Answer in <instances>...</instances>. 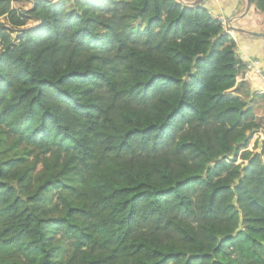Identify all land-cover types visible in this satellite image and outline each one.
Wrapping results in <instances>:
<instances>
[{
  "label": "trees",
  "instance_id": "trees-1",
  "mask_svg": "<svg viewBox=\"0 0 264 264\" xmlns=\"http://www.w3.org/2000/svg\"><path fill=\"white\" fill-rule=\"evenodd\" d=\"M218 18L0 0V264H264L263 124Z\"/></svg>",
  "mask_w": 264,
  "mask_h": 264
},
{
  "label": "crops",
  "instance_id": "crops-1",
  "mask_svg": "<svg viewBox=\"0 0 264 264\" xmlns=\"http://www.w3.org/2000/svg\"><path fill=\"white\" fill-rule=\"evenodd\" d=\"M182 1L186 5L199 2V0ZM199 5H206L214 17L227 18L233 22L232 31L237 43L238 58L246 64L254 62L256 68L262 72V76L259 77L255 71L248 70L245 78L238 83L239 85L244 82L245 87H248L249 102L253 100L251 106L255 116L263 124V127L252 137L249 149L253 150L255 142L259 141L260 144L264 139V15L260 12L256 13L253 4L248 9L247 0H207L199 2Z\"/></svg>",
  "mask_w": 264,
  "mask_h": 264
},
{
  "label": "built area",
  "instance_id": "built-area-1",
  "mask_svg": "<svg viewBox=\"0 0 264 264\" xmlns=\"http://www.w3.org/2000/svg\"><path fill=\"white\" fill-rule=\"evenodd\" d=\"M181 3L183 4H186L184 1L182 0H179ZM220 20V22L222 23L223 27H224V30L227 31L228 33H231L233 36H234V33L232 31V21L230 19H227V18H223V17H219L218 18ZM248 69L251 71V72H256L257 75L259 77L262 76V72L260 70H258L256 68V64L254 62H250L249 63V66H248ZM240 82V81H239Z\"/></svg>",
  "mask_w": 264,
  "mask_h": 264
},
{
  "label": "water",
  "instance_id": "water-1",
  "mask_svg": "<svg viewBox=\"0 0 264 264\" xmlns=\"http://www.w3.org/2000/svg\"><path fill=\"white\" fill-rule=\"evenodd\" d=\"M204 1H207V0H199V2H204ZM247 1H248V9H250L251 8V4H252L251 3V0H247ZM199 2L198 3H194L191 6H198L199 5ZM253 35H256V34H253ZM263 143H264V139H262L260 141L259 149L256 151V153H258V154H261L262 153ZM210 166H214V164L213 165H210ZM233 203L236 204V198L234 199ZM241 228H242V224H239V228L237 229L236 232H239Z\"/></svg>",
  "mask_w": 264,
  "mask_h": 264
},
{
  "label": "rangeland",
  "instance_id": "rangeland-1",
  "mask_svg": "<svg viewBox=\"0 0 264 264\" xmlns=\"http://www.w3.org/2000/svg\"><path fill=\"white\" fill-rule=\"evenodd\" d=\"M16 7L19 8V9L20 8L24 9V14L31 9V6L28 3H23V4H20V5H16ZM0 21H1V23L7 24V21L5 19H1ZM239 81L241 82L240 79L238 80V83H239ZM253 150H254V148H253Z\"/></svg>",
  "mask_w": 264,
  "mask_h": 264
}]
</instances>
